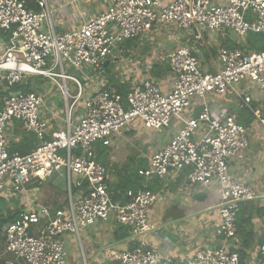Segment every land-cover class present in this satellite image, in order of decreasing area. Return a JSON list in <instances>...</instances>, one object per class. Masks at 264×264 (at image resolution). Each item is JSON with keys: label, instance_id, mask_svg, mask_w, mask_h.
<instances>
[{"label": "built area", "instance_id": "1", "mask_svg": "<svg viewBox=\"0 0 264 264\" xmlns=\"http://www.w3.org/2000/svg\"><path fill=\"white\" fill-rule=\"evenodd\" d=\"M160 32L177 42L174 49L166 51L153 42ZM250 33L264 36V0H111L106 10L78 29L62 32L53 27L47 0H0V92L6 93L0 109V199L7 184L18 196L26 185L42 183L61 169L68 196V205L54 213L28 198L26 208L2 228L0 264H67L63 238L79 240L82 230L112 215L131 236L153 231L149 212L159 194L143 185L125 193L124 205L116 203L109 172L96 161L95 149L97 144L118 143L135 124L162 133L176 122L180 127L148 158L138 177L163 181L184 173L189 190L216 187L220 205L213 230L223 243L197 250L182 264H243L228 242L236 237L240 205L255 194L235 178L230 164H241L250 146V132L240 123L244 109H251L264 135L261 111L251 108L264 100V51L220 47L214 73L203 69L196 53L206 34L241 44ZM128 42L134 44L128 52L152 44L155 48L140 73V62L132 70L143 77L131 78L121 59L116 62L120 82L131 87L123 105L108 84L105 63L118 59ZM156 64L169 66L166 89L151 76ZM85 72L97 78L88 97L80 79ZM36 78L47 81L64 102V125L51 134L41 116L45 95L19 89ZM211 96L228 97L231 106L216 112ZM13 123L37 141L27 155L10 151L6 132ZM83 184L84 195L72 193ZM258 254L264 257V244ZM105 258L118 264L159 262L155 250L143 246L124 252L111 249Z\"/></svg>", "mask_w": 264, "mask_h": 264}, {"label": "crops", "instance_id": "2", "mask_svg": "<svg viewBox=\"0 0 264 264\" xmlns=\"http://www.w3.org/2000/svg\"><path fill=\"white\" fill-rule=\"evenodd\" d=\"M47 1L51 11L53 27L56 32H62L78 29L85 21L106 10L111 0ZM166 39L160 45L166 51H171L177 42L170 40L168 36ZM208 45L209 42L206 46ZM127 50L129 48L126 45L122 46V52L121 54L119 53L120 55L118 54V59L106 65V67H110V70L106 69V78L109 86L112 78L117 79L119 82L122 80L119 77V73L116 72V65H118L116 62L119 61V58L131 78L139 75L141 77L144 76L143 74H133L132 70L136 68L134 63L136 60H128L129 62L127 63V60L123 59L124 56L128 57L129 55L136 54L135 49H131L132 51L130 52ZM121 63L120 65H122ZM144 64H140L142 68L138 67L140 69H138L139 73L142 71ZM155 66L165 68L164 65L156 64ZM215 69L216 65L213 62L211 67L204 70L209 73H214ZM80 79L85 86V96L88 97L96 89L97 78L92 76L91 73L85 72L84 75H80ZM168 79L169 72L166 70V74L161 79H158L162 88L166 89L168 87ZM27 84L30 86V91L45 95L41 116L49 124V133L51 134L57 129L62 128L64 125L62 114L64 110L61 108L60 102L57 101L59 98L57 91L51 88L49 83L41 78L30 80ZM253 93L255 92L253 91ZM208 99L216 112H220L222 109H229L231 106V101L228 97L211 96ZM253 105L255 108H259L264 118V100ZM80 109L78 108L76 114L80 112ZM192 111L196 114L199 109L196 107ZM185 115L183 116L184 118L190 116L191 111ZM180 125L181 122H176L174 127L169 129L167 133L163 134L165 131L160 133V136L163 138L160 140L161 147L157 148V150H160L167 144L173 132ZM246 128L250 132L251 142L245 159L241 164H230V167L233 169L236 179L253 188L255 197L253 200L240 205V210L241 208L243 210V220L245 222L240 227L236 225V237L233 241H229L228 245L231 250L246 248L244 249L246 254L244 264H264V257L258 254L259 248L264 244V135L254 118ZM142 129L139 124H135V126L124 131L123 137L118 143L112 144L111 147H105L108 155L106 159L107 164L103 166L107 167L109 172L110 187L114 188L118 185L119 179L123 176L126 167H117L113 156L114 152L128 141L127 137L129 133H135L139 136V132L143 131ZM6 133L10 143V151L27 155L36 146L37 141L35 137L24 132L17 123H13L11 128L7 129ZM151 133H153L152 135L155 139L159 136L157 135L159 133ZM166 134L168 136H165ZM148 158L146 160L144 159V161H139L140 163L136 165H142V167L146 168L148 166ZM129 160L130 163H135L136 159L130 158ZM119 169L122 171L121 174ZM65 176L64 169H61L42 183L32 182L26 185L23 193L16 196L12 201L4 199V192L3 198L0 199V215L6 216L10 212L19 213L23 211L27 206L28 198L34 199L38 204L48 207L53 213L65 208L68 205ZM185 176L183 173L176 178H166L163 181L153 179L145 182L140 180L139 188L136 186L140 189L143 185H146L150 191L159 194L158 202L149 212V222L154 226L153 231L139 236H129L120 239L118 237L119 232L117 231L120 225L116 223L112 215L106 222L97 221L93 226L82 230L79 240L65 236L63 238L65 248L75 253L77 250L76 244L79 243L84 260L85 257H88L93 264H118L105 258L108 250L114 249L119 252H124L130 251V248L134 249L137 246H143L155 250L159 257L158 264H168L167 260H170V264H182L199 249L206 247L213 249L220 246L223 241L221 238L215 236L213 230L218 220V207L220 205L218 190L216 187L203 192L189 190ZM111 194L113 195V191ZM116 195L121 196V199L124 197V193L120 194L117 192ZM116 195L113 196L114 200ZM115 202L119 203L120 200ZM244 230L250 231L252 237L244 238L242 236ZM2 249L3 242L0 243V253Z\"/></svg>", "mask_w": 264, "mask_h": 264}, {"label": "trees", "instance_id": "3", "mask_svg": "<svg viewBox=\"0 0 264 264\" xmlns=\"http://www.w3.org/2000/svg\"><path fill=\"white\" fill-rule=\"evenodd\" d=\"M208 35V34H206ZM206 38V36H205ZM208 44V42L204 44V46H206ZM134 44L132 42H128L126 43V47H131ZM200 47L198 48V53H196L197 57L201 58V54L205 59H209L211 56L213 58L216 57L217 54V50L216 48H210L208 49L210 52L208 53L206 47ZM220 47H225L227 49H233V50H240L244 53H260L262 51H264V36L261 34H248L246 37V42L245 43H241V44H234L231 43L229 40H220ZM109 67H106V69L108 70ZM166 74V70L165 68H161L158 66H155L152 68L151 70V76L154 79H161L164 75ZM110 87L115 88L118 93L121 95V99H122V103L123 105H125L126 103V96L127 94L130 92L131 87L128 84L125 83H120L117 79L112 78V80L110 81ZM19 89H22V91H30V86L27 84L25 86H21L19 87ZM6 96L5 92H0V109H1V101L2 98ZM251 108H254V105L251 106ZM240 123L242 125H244L245 127H248L250 125V123L253 121V116L251 114V109H244L241 112V116H240ZM14 152V151H11ZM95 154H96V161L99 162L102 165L107 164L106 159H107V151L105 149L104 146H102L101 144H97L96 145V149H95ZM131 165H135V164H130ZM128 165H126L125 169H124V173L123 176L121 177V179H119V183L118 185H116V187L112 188L109 186V191L112 192L113 191V196L116 195L117 192L124 193V197L121 199V196H117L115 197L114 201H118L120 200V204L124 205L126 203V198H125V193L128 190H132V191H137V189L139 188L138 186L140 185V179L138 177V171L142 167V165H136L135 169L132 171L131 167ZM145 169V168H144ZM143 181V180H142ZM138 188H137V187ZM73 194H80L82 193L83 195L86 193V185L83 184L80 188L78 189H73ZM118 197V198H117ZM18 213H8L6 216H1L0 215V243L3 242V239L1 237V231L2 228L5 224L10 223L11 221H13L16 217H17ZM244 220H243V210L241 208V210L239 211V214L237 216V221H236V225L237 227L242 226L244 224ZM119 232V238H125V237H129L131 236L130 234V230L126 227L120 226V228L117 230ZM242 236H244V238L247 239V237L251 236L252 237V233L250 231H245L242 232ZM243 238V239H244ZM245 240V239H244ZM246 248L243 247V249L241 250H233L236 253H238L241 263L244 264V259L246 257L245 254V250ZM133 248H130V251H132Z\"/></svg>", "mask_w": 264, "mask_h": 264}, {"label": "rangeland", "instance_id": "4", "mask_svg": "<svg viewBox=\"0 0 264 264\" xmlns=\"http://www.w3.org/2000/svg\"><path fill=\"white\" fill-rule=\"evenodd\" d=\"M161 34H159L158 37H155V44H160L163 40H167V35L163 32H160ZM205 41L204 42H209V47L206 46L208 53L210 52L208 49H210L211 47L219 49L220 47V40L221 39H215L212 36L207 35L206 38H204ZM164 41V42H165ZM182 44V42H181ZM154 44L152 45H147L144 48L143 47H139L138 49L135 50L136 54H133L132 56H128V57H123V59L127 60V63L129 62L128 60H136V62H134L135 64L137 62H140L141 64H144L145 60H149L148 56L152 53V51L154 50L155 47H153ZM202 47V46H201ZM201 63L203 65V68H209L211 67V65L213 64L214 58L211 56L209 59H205L202 54H201ZM145 66V65H144ZM142 68V67H140ZM108 70H110V67L108 68ZM67 72H69V70H67ZM57 101L60 102V106L61 108L64 110L65 106H64V102L62 100V98L59 95V98L57 99ZM142 132H139V136H137L135 133H129L128 137H127V142L123 145L122 143V147L118 148L113 156L115 159V162L117 164L118 168H122L123 166H126L129 164H135V165H131V170L133 171L136 167V164H139L141 160L144 161V159L146 160L147 157H150L155 151H157V148L161 147V142L160 140H162L161 138H163L162 136H160V133L157 134L159 136L156 137V139L154 138V136L152 135L153 133H151L148 130L142 129ZM168 130H165V133H167ZM136 135V136H135ZM165 136H168V134H166ZM121 145V144H120ZM156 149V150H155ZM130 158H134L135 163H130L129 159ZM129 160V161H128ZM119 172L121 174V169H119ZM16 198V195H13L12 191L10 190V186L9 184L6 185V189H5V196L4 199L8 200V201H12V199ZM67 198V196H66ZM76 248L77 250L75 251V253H72L70 250L66 249V261L69 264H93L88 257H85V260L83 259V255L81 253V249L79 246V243L76 244ZM87 262V263H86Z\"/></svg>", "mask_w": 264, "mask_h": 264}, {"label": "water", "instance_id": "5", "mask_svg": "<svg viewBox=\"0 0 264 264\" xmlns=\"http://www.w3.org/2000/svg\"><path fill=\"white\" fill-rule=\"evenodd\" d=\"M201 30H204V27H203V26L201 27ZM106 65H107V62L105 63V66H106ZM165 69H166V70L169 69V66H168L167 64L165 65Z\"/></svg>", "mask_w": 264, "mask_h": 264}]
</instances>
